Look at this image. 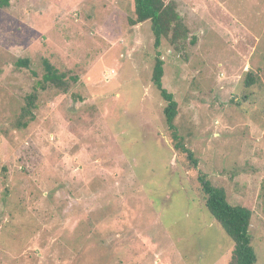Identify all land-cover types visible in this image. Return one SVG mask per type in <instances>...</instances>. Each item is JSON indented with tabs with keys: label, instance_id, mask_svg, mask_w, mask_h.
I'll return each instance as SVG.
<instances>
[{
	"label": "rangeland",
	"instance_id": "1",
	"mask_svg": "<svg viewBox=\"0 0 264 264\" xmlns=\"http://www.w3.org/2000/svg\"><path fill=\"white\" fill-rule=\"evenodd\" d=\"M163 1L189 30L157 49L182 151L151 80V24H128L132 0L0 8V264H228L234 244L200 175L252 211L264 264V0ZM44 59L77 81L39 91L17 128Z\"/></svg>",
	"mask_w": 264,
	"mask_h": 264
},
{
	"label": "trees",
	"instance_id": "2",
	"mask_svg": "<svg viewBox=\"0 0 264 264\" xmlns=\"http://www.w3.org/2000/svg\"><path fill=\"white\" fill-rule=\"evenodd\" d=\"M9 0H0V8L7 7ZM133 17L128 19L130 26L149 21L154 37L153 46L156 49L155 61L151 80L158 90L166 106L163 109L168 130L171 133L174 147L181 148L180 139L174 126V119L177 115V103L174 97L162 86L163 61L157 49L160 47L162 39H167L170 45L176 46L188 38L189 30L183 23L182 18L176 11L174 2H164L163 0H132ZM44 73L36 83L32 92L24 99V106L15 126L25 128L29 122L34 120L33 109L39 91L53 89L57 92L66 93L70 84L76 83L77 78L68 76L67 73L58 71L48 60L42 61ZM15 67L28 68V59H18L14 63ZM188 159L196 163L191 151L187 152ZM202 193L204 195V206L213 219L221 226L227 236L233 241L231 259L228 264H255L256 254L251 245L249 227L251 224L252 211L246 207L233 206L228 203L223 187L212 185L204 176H199Z\"/></svg>",
	"mask_w": 264,
	"mask_h": 264
}]
</instances>
